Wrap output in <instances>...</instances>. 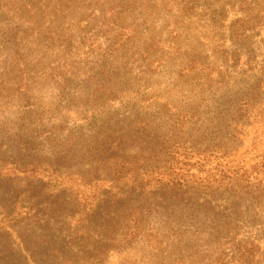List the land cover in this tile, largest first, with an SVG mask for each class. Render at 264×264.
<instances>
[{
	"label": "rangeland",
	"instance_id": "obj_1",
	"mask_svg": "<svg viewBox=\"0 0 264 264\" xmlns=\"http://www.w3.org/2000/svg\"><path fill=\"white\" fill-rule=\"evenodd\" d=\"M0 264H264V0H0Z\"/></svg>",
	"mask_w": 264,
	"mask_h": 264
},
{
	"label": "trees",
	"instance_id": "obj_2",
	"mask_svg": "<svg viewBox=\"0 0 264 264\" xmlns=\"http://www.w3.org/2000/svg\"><path fill=\"white\" fill-rule=\"evenodd\" d=\"M82 235H84V232H83V234Z\"/></svg>",
	"mask_w": 264,
	"mask_h": 264
}]
</instances>
